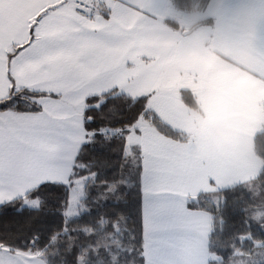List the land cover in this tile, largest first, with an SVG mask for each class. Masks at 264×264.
Segmentation results:
<instances>
[{
  "label": "crops",
  "instance_id": "1",
  "mask_svg": "<svg viewBox=\"0 0 264 264\" xmlns=\"http://www.w3.org/2000/svg\"><path fill=\"white\" fill-rule=\"evenodd\" d=\"M105 3L83 18L61 0H14L27 9H15L11 27L20 38L0 40V98L9 88L5 46L25 43L30 23L35 36L12 56L9 71L17 87L58 97H39L38 112H0V205L43 182L69 181L85 141L78 110L86 97L112 89L147 94L148 108L186 136L173 140L150 125L138 127L148 142L139 143L144 264H206L210 216L186 202L253 178L260 168L247 154L264 125V0H208L202 11L188 12L169 0ZM201 19L207 21L190 28ZM180 89L193 93L200 112L190 113ZM0 264L45 263L0 249Z\"/></svg>",
  "mask_w": 264,
  "mask_h": 264
},
{
  "label": "trees",
  "instance_id": "2",
  "mask_svg": "<svg viewBox=\"0 0 264 264\" xmlns=\"http://www.w3.org/2000/svg\"><path fill=\"white\" fill-rule=\"evenodd\" d=\"M207 2L169 0L175 9L186 12L202 11ZM206 21L197 20L192 27ZM164 22L179 27L174 19ZM31 39L6 52L9 88L0 98V112H38L39 97H58L16 88L9 62ZM179 98L187 108L201 111L190 90L180 89ZM147 104V94L130 96L115 89L86 97L82 111L85 141L75 156L69 181L43 182L1 204L0 249L35 254L45 264H144L141 149L139 144L126 148L125 135L142 119L167 138L186 136L163 122ZM252 149L260 162L253 178L198 193L186 202L188 209L210 216L206 264H264V125L254 134ZM75 181L82 184V197L69 215V193ZM24 199H36L37 206L25 205Z\"/></svg>",
  "mask_w": 264,
  "mask_h": 264
},
{
  "label": "rangeland",
  "instance_id": "3",
  "mask_svg": "<svg viewBox=\"0 0 264 264\" xmlns=\"http://www.w3.org/2000/svg\"><path fill=\"white\" fill-rule=\"evenodd\" d=\"M73 1L74 0H61V3L62 4H66V5H69L71 3V5H73ZM83 1L87 2L90 5L91 12H90L89 16L91 15V13L99 11L100 9L103 8L104 5H106L105 0H83ZM13 2H14V0H0V18L3 17V15H4V17L2 19H0V40L4 39L1 42L4 45H6L8 43V41H10L11 39H19L20 38V35L17 36L16 38L13 35L15 32L20 31V29H15V28L11 27V26L16 24V23L12 24L13 21L17 20V18L15 17V9L19 10V11L27 9V8H23V7L19 8L16 5L13 6ZM9 8H14V9L12 10V9H9ZM180 13H182V12H180ZM190 13H183V14H181V16L183 15L184 17L193 18V15L190 14ZM23 15L24 14H22V16ZM16 16H17V11H16ZM28 17H30V16H28ZM102 17H106V16L102 15ZM32 19H34V18L31 17L29 20L31 21ZM172 19L177 21V19H175V18H172ZM178 19H179L178 21H180V17ZM30 21H27V23H30ZM1 27H4V28H1ZM191 27H192V25H191ZM33 28H34L33 27V23H30L29 26L27 27V29L29 30L28 31V37H27L28 39L30 37L34 38V36H35ZM30 41H32V39ZM5 47H7L6 49H8V51H10L13 48L12 46L11 47L9 46L10 48L8 46H5ZM16 88L18 89L19 87L16 86ZM137 88H141V87L138 86ZM133 95H136V94H133ZM74 107L75 106H72L69 109L76 110L77 108L76 107L74 108ZM78 111H79L78 112L79 115H80V113L82 114L81 107H80V109ZM189 111H190L191 114L194 113V111H192L191 109H189ZM145 125H148V123L146 121L140 119L137 124H135L130 129H128V132L125 135V147L126 148L130 147L131 144H139L140 141H143V143H145V145L148 144L147 141H144V140H142V138L138 137V129H139L138 127L141 128V127H143ZM136 130H137V132H136ZM143 134H145V132ZM142 137H143V135H142ZM145 140H147V137L145 138ZM150 142L154 143L157 148L161 146L160 144H162L157 139H150ZM151 147H152V145H151ZM247 156H249L247 158L248 162L249 161L250 162H255V163H253V167H254L253 169L256 168V170H257L260 167V162L258 161L256 156L253 153H248ZM185 158L187 159V161H190L192 159V157H189V158L185 157ZM179 160L180 161L182 160L181 156H179ZM184 165H186V161L184 162ZM229 183H231V182H229ZM186 185H187L189 190H193L194 189L193 187L191 188V185H188V183H186ZM213 189H216V187H213ZM69 197H70V209H69L68 212H69V215H73L74 212L76 211V205H77L78 201L82 197V184L79 181H75L74 185L71 187V190H70V193H69ZM194 197H195V195H190L188 200L193 199ZM24 204L27 205V206H30V207H34V206H37V200L36 199H24ZM174 238H176V237H174ZM190 238L188 237V239H190ZM204 256L205 257H204L203 262L207 263V260L209 259V256H208V254H205ZM202 258H203V256L202 257L200 256V259H202ZM187 261H189V260H187Z\"/></svg>",
  "mask_w": 264,
  "mask_h": 264
},
{
  "label": "built area",
  "instance_id": "4",
  "mask_svg": "<svg viewBox=\"0 0 264 264\" xmlns=\"http://www.w3.org/2000/svg\"><path fill=\"white\" fill-rule=\"evenodd\" d=\"M73 12L83 18H87L91 12L90 5L83 0L73 1Z\"/></svg>",
  "mask_w": 264,
  "mask_h": 264
}]
</instances>
